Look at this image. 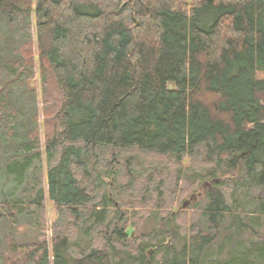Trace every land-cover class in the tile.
Here are the masks:
<instances>
[{
	"label": "trees",
	"instance_id": "1",
	"mask_svg": "<svg viewBox=\"0 0 264 264\" xmlns=\"http://www.w3.org/2000/svg\"><path fill=\"white\" fill-rule=\"evenodd\" d=\"M261 217L264 0H0V264H264Z\"/></svg>",
	"mask_w": 264,
	"mask_h": 264
},
{
	"label": "rangeland",
	"instance_id": "2",
	"mask_svg": "<svg viewBox=\"0 0 264 264\" xmlns=\"http://www.w3.org/2000/svg\"><path fill=\"white\" fill-rule=\"evenodd\" d=\"M35 0H32V6ZM30 25H31V29H32V36H33V54H34V68L36 70V77H38V72H37V56H36V51H35V40H34V26H35V19H34V12L32 10L31 14H30ZM29 86L34 89V91L36 92V106H35V110H36V115H37V120H38V135H39V145L40 148L43 150V146H44V140H43V131H42V100H41V96H40V86H39V80L38 78H35L34 81H32ZM41 176H42V182H43V220H44V225H45V237L47 242H49V226L51 225V223L53 222V220L56 217V213L54 211V208L52 206V203L49 201L47 193H46V185H45V171H46V164H45V160H44V156L42 155V159H41ZM187 166L188 162H183V165ZM206 184H209L208 182H205ZM207 188H210V186H206L204 190H206ZM221 189V188H219ZM1 229V226H0ZM259 236L260 238L264 239V217H261V226L259 228ZM2 232H5L4 230ZM127 235L129 236L132 233V230L130 228L127 229L126 231ZM34 238V233L32 230L22 227V228H18L17 232L15 234L14 240L15 243H23L25 241H31ZM5 239L3 240L0 239V256L3 254L4 257H10L9 256V251H8V245H9V241H5ZM49 252H50V247L48 246ZM21 257V254H20ZM49 262L51 264V258H49Z\"/></svg>",
	"mask_w": 264,
	"mask_h": 264
},
{
	"label": "water",
	"instance_id": "3",
	"mask_svg": "<svg viewBox=\"0 0 264 264\" xmlns=\"http://www.w3.org/2000/svg\"><path fill=\"white\" fill-rule=\"evenodd\" d=\"M215 183H217V181H215ZM206 186H209V184L204 183V184L202 185V188H205ZM197 196H200V195H199V194H197V195H191V196L188 198V200H186V201L183 203L182 208H185L186 206H188V204H189L190 202L195 201L196 198H197Z\"/></svg>",
	"mask_w": 264,
	"mask_h": 264
}]
</instances>
